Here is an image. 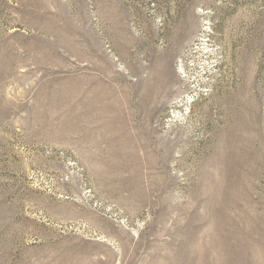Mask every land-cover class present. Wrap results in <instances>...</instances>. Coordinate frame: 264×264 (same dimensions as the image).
I'll list each match as a JSON object with an SVG mask.
<instances>
[{
  "label": "rangeland",
  "instance_id": "1",
  "mask_svg": "<svg viewBox=\"0 0 264 264\" xmlns=\"http://www.w3.org/2000/svg\"><path fill=\"white\" fill-rule=\"evenodd\" d=\"M0 264H264V0H0Z\"/></svg>",
  "mask_w": 264,
  "mask_h": 264
}]
</instances>
